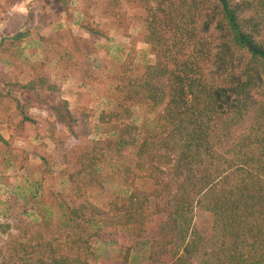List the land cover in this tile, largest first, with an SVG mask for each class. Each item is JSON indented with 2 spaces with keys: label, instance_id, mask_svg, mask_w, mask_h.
<instances>
[{
  "label": "trees",
  "instance_id": "1",
  "mask_svg": "<svg viewBox=\"0 0 264 264\" xmlns=\"http://www.w3.org/2000/svg\"><path fill=\"white\" fill-rule=\"evenodd\" d=\"M127 1L144 13L152 58L97 119L114 134L107 149L133 152V164L120 171L133 189L91 204L86 191L100 176L101 142L74 146L70 192L61 197L67 228L54 234L46 220L9 235L1 264H89L102 227L139 237L154 216L146 264H264V0ZM21 36L0 38V49ZM41 85L52 87L34 76L10 83L4 95L27 119L24 94L34 96L69 130L92 115L86 107L72 113L62 98L50 103L52 95L46 102ZM131 107L150 114L145 125L130 118ZM141 177L149 191L134 187ZM196 209L210 214L209 234L193 225Z\"/></svg>",
  "mask_w": 264,
  "mask_h": 264
},
{
  "label": "rangeland",
  "instance_id": "2",
  "mask_svg": "<svg viewBox=\"0 0 264 264\" xmlns=\"http://www.w3.org/2000/svg\"><path fill=\"white\" fill-rule=\"evenodd\" d=\"M143 16L142 9L127 0H0V38L22 34L13 45L0 49L2 252L8 236L20 234L22 228L32 229L46 220L54 234L67 228L61 197L70 192L65 174L73 166L72 149L80 143L100 140L97 145L104 158L97 165L98 181L86 191L87 201L100 206L133 189L120 174L133 164V152L120 155L107 149L106 139L114 134L97 118L116 107L126 80L138 77L152 58L143 41ZM34 76L52 86L51 92L38 87L43 100L49 101L48 95L55 97L50 103L62 98L72 113L86 107L92 115L79 117L69 130L45 104L25 93L31 103L26 110L29 118H22L4 92L10 83H29ZM131 110L130 118L139 126L150 119L143 107ZM134 185L139 191L151 187L145 177ZM192 222L201 234H209L208 212L196 209ZM157 224L154 216L139 237L128 229L115 234L102 227L90 242L94 257L89 264H123L125 252V264H146ZM1 258L0 254V264Z\"/></svg>",
  "mask_w": 264,
  "mask_h": 264
}]
</instances>
